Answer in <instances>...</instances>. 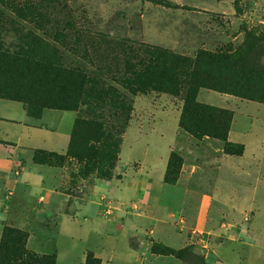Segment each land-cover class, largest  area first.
Here are the masks:
<instances>
[{"label": "rangeland", "instance_id": "obj_1", "mask_svg": "<svg viewBox=\"0 0 264 264\" xmlns=\"http://www.w3.org/2000/svg\"><path fill=\"white\" fill-rule=\"evenodd\" d=\"M263 29L264 0H0V102L21 106L31 114L35 109L24 99L35 97L40 103L56 104L81 94L87 107L77 113L78 119L105 124L104 138L91 144L88 152L81 150L72 159L66 155L40 157L41 165L66 167L65 193L74 197L85 199V192L97 181L122 179L127 171L134 172L139 166L132 164L134 160L146 164L165 156L174 143L165 183L178 187L169 196L178 200L179 211L183 207L182 220L188 219L189 226L176 221L178 230L188 228L194 238L182 249V259L173 257L185 264H264V184L257 191L245 188L246 183L255 184V178L240 174L235 180L230 172L237 160L226 161L222 204H213L209 218L202 221L198 208L216 197L219 160L227 155L224 144L180 125L177 130L175 115L180 112L181 119L188 87L182 88L180 97L162 93L160 78L144 73L150 63L158 71L163 69L159 62L165 58L155 56L160 50L189 59L200 51L226 48H241L245 54ZM238 70L245 80L246 70ZM249 92L257 94L258 90L254 87ZM196 100L236 113L234 136L246 142L249 156L254 149L248 146L251 139L243 135L252 123L264 142V114H258L255 103L227 102L220 93L205 89ZM42 103L37 104L39 110ZM67 115L49 122L64 141L70 119L77 116ZM66 147L58 150L66 151ZM230 184H237L238 192L232 193ZM163 201L169 202L167 197ZM142 223L153 225L152 221ZM15 230L27 235L26 247L32 254L54 258L57 249L56 264H80L84 251L100 243L81 241L72 226L64 228L58 238L56 225L35 226L29 231L40 232L44 240L38 253L28 246L31 233ZM187 233L181 236L184 240L178 237L180 243H186ZM180 243L172 245L179 247ZM132 245L136 247V241ZM155 245L164 251L163 245ZM115 247L112 264L133 262L125 258L124 239ZM106 253L111 255V251Z\"/></svg>", "mask_w": 264, "mask_h": 264}, {"label": "crops", "instance_id": "obj_2", "mask_svg": "<svg viewBox=\"0 0 264 264\" xmlns=\"http://www.w3.org/2000/svg\"><path fill=\"white\" fill-rule=\"evenodd\" d=\"M220 95L231 103L245 101L230 95ZM247 102L255 103L258 114H264V104ZM70 113L77 115V112L46 109L40 117H34L21 106L0 102V240L7 227L29 231L35 226L56 225L58 238L59 235H64V228L72 226L81 241L89 242L93 239L100 242L97 247L84 251L80 264L86 263L90 253L96 255L101 264H112L115 258L112 252L116 251L115 246L121 239L125 240L128 251L125 258L133 261L129 264H185L173 256H162L152 251L155 244L180 251L189 247L194 238L191 236L194 232L188 228L178 230L176 221L189 226L188 219L186 217L185 221L182 220L183 207L179 211L178 200H171L169 196V192L178 187L165 183L174 143L169 146L165 156L152 159L146 164L140 159L134 160L132 164L139 165L134 168V172L127 171L122 179L120 176L109 181L99 180L87 189L85 199L74 197L65 193L68 189L64 176L66 167L41 165L35 161L37 152L66 155L78 115L70 119V126L65 130V141L57 136L59 131L49 122L51 118L61 120ZM175 117L178 130L180 112ZM236 117L234 112L229 142L243 145L245 153L241 157L223 155L219 160L215 182L216 197L211 198L207 206L203 201L198 208L197 214L202 221L209 218L213 204H222L223 186L227 184L222 166L226 161L237 160L233 162L235 167H231L233 170L230 172L235 180L236 175L240 174L255 178V184L246 183L245 188L257 191L264 184V142L255 134L252 123L246 135H243L251 139L248 146L254 149L249 156L246 142L238 141L237 136H234ZM247 117L254 122L251 116ZM154 125L156 123L152 126ZM61 146H67L66 151L58 150ZM59 151L63 153L60 154ZM124 163L128 165L125 161ZM230 185L234 186L231 188L232 193L238 192L237 184ZM166 197L169 202L163 201ZM140 198H143V201H140ZM186 213L188 215V212ZM145 221H152L153 225L142 223ZM185 231L188 233L186 243L183 244L179 240H184L181 236ZM29 232L31 235L28 246L38 253L42 252L44 240L40 232ZM133 241H136V247L132 245ZM174 242L181 245L175 247L172 245ZM107 251H111V255H108ZM56 258L58 263L57 249Z\"/></svg>", "mask_w": 264, "mask_h": 264}, {"label": "trees", "instance_id": "obj_3", "mask_svg": "<svg viewBox=\"0 0 264 264\" xmlns=\"http://www.w3.org/2000/svg\"><path fill=\"white\" fill-rule=\"evenodd\" d=\"M247 52L243 54L241 48H231L211 51H200L195 59L178 57L167 51L155 54L165 59L160 63L163 66L158 71L154 63L144 66V73L154 78L159 77V89L180 97L182 88L188 87L184 98V107L180 119V128L194 134L204 135L224 144L227 155L241 157L245 153L243 145L229 142V133L234 119V112L226 109L201 104L196 100L200 90L205 89L223 95H230L245 101L264 104V29L256 44L248 45ZM164 55V56H162ZM154 56V57H155ZM166 65L169 67L166 68ZM239 67L246 70V79L241 80L242 73ZM73 74V73H72ZM256 87L257 94H251V88ZM248 92L245 93L244 91ZM30 108L35 109L30 115L40 117L46 109L69 112H80L85 105L83 96L72 94L56 104L41 102L43 107L39 110L37 104L40 100L35 97L24 99ZM36 112L35 114H33ZM105 124L95 119H77L71 136L66 158H75L81 150L88 152L91 144L100 143L104 138ZM61 155L46 152H37L35 161L40 164V157ZM170 160L169 167L173 163ZM43 163V162H42ZM45 164V163H43ZM109 181L110 178L103 179ZM27 235L21 231L7 227L0 244V264H56L57 258L49 256L39 257L30 253L26 247ZM163 252L158 251L155 245L153 252L164 256H176L179 259L184 250L176 251L162 246ZM85 264H101L99 258L88 254Z\"/></svg>", "mask_w": 264, "mask_h": 264}]
</instances>
